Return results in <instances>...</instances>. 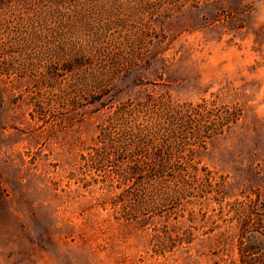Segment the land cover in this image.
<instances>
[{
  "label": "rangeland",
  "instance_id": "374dc122",
  "mask_svg": "<svg viewBox=\"0 0 264 264\" xmlns=\"http://www.w3.org/2000/svg\"><path fill=\"white\" fill-rule=\"evenodd\" d=\"M203 102L165 122L183 148L126 137L153 105ZM226 108L241 116L221 134ZM178 165L203 179L177 200L122 184ZM258 232L264 0H0V264H242Z\"/></svg>",
  "mask_w": 264,
  "mask_h": 264
},
{
  "label": "trees",
  "instance_id": "16d2710c",
  "mask_svg": "<svg viewBox=\"0 0 264 264\" xmlns=\"http://www.w3.org/2000/svg\"><path fill=\"white\" fill-rule=\"evenodd\" d=\"M161 106L162 105H153L154 108L158 109L156 110L157 112L153 114L156 116V118L148 121L145 126L136 125L134 123L131 124V133L126 136L127 139L130 140L131 137H135L136 139H139V141H141L143 144H153L155 147H172V145H177L179 148H183V146L187 145V142L184 140L185 134H183L184 127L182 128V123H179L180 125L176 129L168 130L164 127L165 122L176 117L182 120L187 118L190 121L192 118L205 116L211 113L207 102H203L202 104L196 106L190 105L185 110L183 108L176 110L172 107L165 106H163L162 108ZM140 111L141 110H138L137 112L140 113ZM135 112L136 111H129V109H127L126 107L124 109L121 108L119 111H117L118 114L123 113V115H131ZM239 112L240 111L237 109L231 111L230 109L226 108L224 112L225 115H219L217 120H215L214 122V124L218 125L220 128L217 129V131L221 130V134H223L225 127L229 128L231 123L236 124L241 116V113ZM134 129L136 130L134 131L135 135L133 134ZM101 130V136H103L104 140L110 138L106 133V129L102 128ZM164 150L165 149H163L162 151ZM160 152L157 151V153ZM122 178V184L126 185L127 191L134 189V187H141L144 191H148V185L150 184L163 185L166 181L173 182V189L167 191L168 193H165V191H160V193H163L161 195L162 198L164 197L166 199H170L173 197V199L176 200L177 198L184 196L185 187L193 185V183H198L201 181V179H203L200 175L199 169L191 165L188 167L178 165L174 168L154 166L130 167L125 170V175ZM131 199L132 198L130 197L127 200L131 201ZM138 200L139 198L137 197V200H135V202H129V205L126 204V206L124 207L125 213L122 218L125 221H140V219L144 216L142 207L140 205L136 207L135 205ZM259 236L260 237H252L255 243V247L253 248V245H251L248 250L244 251L253 255L257 254V256L255 257V259H252L249 258L248 255H244V253H241L242 264H255L256 261L264 262V234L259 233Z\"/></svg>",
  "mask_w": 264,
  "mask_h": 264
}]
</instances>
